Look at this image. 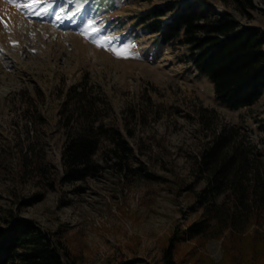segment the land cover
Instances as JSON below:
<instances>
[{
    "label": "rangeland",
    "instance_id": "1",
    "mask_svg": "<svg viewBox=\"0 0 264 264\" xmlns=\"http://www.w3.org/2000/svg\"><path fill=\"white\" fill-rule=\"evenodd\" d=\"M202 1L264 29V0L245 16L238 0ZM163 2L0 0V225L10 212L36 219L67 245L71 264H164L168 238L197 218L189 205L205 181L196 158L214 131L240 124L264 140V94L249 108L227 107L187 63L186 47L159 45L135 25ZM84 78L104 94V123L132 148L134 172L114 163L106 140L95 155L99 175L66 179L60 104ZM221 242L201 254L180 239L177 264L218 262Z\"/></svg>",
    "mask_w": 264,
    "mask_h": 264
},
{
    "label": "trees",
    "instance_id": "2",
    "mask_svg": "<svg viewBox=\"0 0 264 264\" xmlns=\"http://www.w3.org/2000/svg\"><path fill=\"white\" fill-rule=\"evenodd\" d=\"M163 1L138 16L135 25L154 35L159 45L186 47L187 63L211 81L217 99L227 107L255 104L264 94V29L241 24L228 10L217 12L202 0ZM237 5L244 16L258 9L252 0H238ZM107 106L104 94L85 78L65 93L60 114L66 179L99 175L105 166L95 155L106 140L114 163L134 172L128 162L132 148L104 123ZM196 159V174L205 181L189 205L197 218L186 228L179 225L168 238L164 264H177L180 239L193 242V251L201 254L210 240H222V257L218 262L209 259L210 264H264V140L259 145L240 124L225 123ZM143 263L148 264L131 258L115 264ZM0 264H71L70 251L36 219L10 212L0 225Z\"/></svg>",
    "mask_w": 264,
    "mask_h": 264
},
{
    "label": "snow or ice",
    "instance_id": "3",
    "mask_svg": "<svg viewBox=\"0 0 264 264\" xmlns=\"http://www.w3.org/2000/svg\"><path fill=\"white\" fill-rule=\"evenodd\" d=\"M118 54H122V53H118Z\"/></svg>",
    "mask_w": 264,
    "mask_h": 264
}]
</instances>
